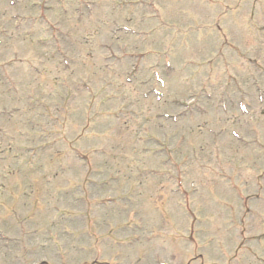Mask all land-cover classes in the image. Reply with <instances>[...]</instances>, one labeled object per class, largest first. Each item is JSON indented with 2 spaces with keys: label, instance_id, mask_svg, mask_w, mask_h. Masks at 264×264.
Masks as SVG:
<instances>
[{
  "label": "rangeland",
  "instance_id": "obj_1",
  "mask_svg": "<svg viewBox=\"0 0 264 264\" xmlns=\"http://www.w3.org/2000/svg\"><path fill=\"white\" fill-rule=\"evenodd\" d=\"M0 264H264V0H0Z\"/></svg>",
  "mask_w": 264,
  "mask_h": 264
}]
</instances>
